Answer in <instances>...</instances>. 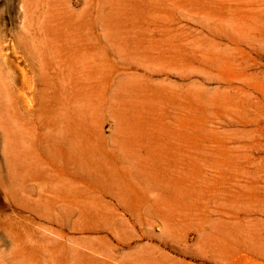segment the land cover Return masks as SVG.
<instances>
[{"label": "rangeland", "instance_id": "374dc122", "mask_svg": "<svg viewBox=\"0 0 264 264\" xmlns=\"http://www.w3.org/2000/svg\"><path fill=\"white\" fill-rule=\"evenodd\" d=\"M0 95V264H264V0H0Z\"/></svg>", "mask_w": 264, "mask_h": 264}, {"label": "bare ground", "instance_id": "6f19581e", "mask_svg": "<svg viewBox=\"0 0 264 264\" xmlns=\"http://www.w3.org/2000/svg\"><path fill=\"white\" fill-rule=\"evenodd\" d=\"M3 85H4V84H3ZM8 85H9V84H8ZM3 87H4V86H3ZM3 87H2V88H3ZM5 87H6V83H5ZM8 87H9V86H8ZM8 87H7V88H8ZM4 89H5V88H4ZM1 90H2V89H1ZM6 90H7V89H6ZM4 92H5V91H4ZM6 92H7V91H6ZM8 92H9V91H8ZM6 94H7V93H6ZM0 96H1V95H0ZM7 96H8V95H6V97H7ZM1 98H3V97H1ZM5 102H6V101H5ZM7 102H8V101H7ZM6 112H7V111H6ZM6 112H5V113H6ZM7 114H8V113H7ZM5 115H6V114H5ZM0 116H1V115H0ZM6 116H7V115H6ZM16 120H17V119H16Z\"/></svg>", "mask_w": 264, "mask_h": 264}]
</instances>
